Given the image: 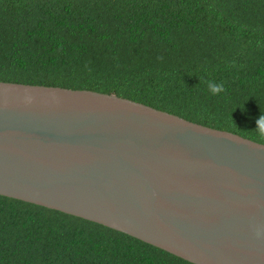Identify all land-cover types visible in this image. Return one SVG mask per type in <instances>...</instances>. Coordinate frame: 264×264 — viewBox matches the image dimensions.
I'll use <instances>...</instances> for the list:
<instances>
[{"label":"trees","instance_id":"16d2710c","mask_svg":"<svg viewBox=\"0 0 264 264\" xmlns=\"http://www.w3.org/2000/svg\"><path fill=\"white\" fill-rule=\"evenodd\" d=\"M0 82L113 95L264 144V0H0ZM0 264L192 263L0 196Z\"/></svg>","mask_w":264,"mask_h":264},{"label":"water","instance_id":"95a60500","mask_svg":"<svg viewBox=\"0 0 264 264\" xmlns=\"http://www.w3.org/2000/svg\"><path fill=\"white\" fill-rule=\"evenodd\" d=\"M0 196L192 264H264V144L117 96L0 82Z\"/></svg>","mask_w":264,"mask_h":264},{"label":"clouds","instance_id":"9594fccd","mask_svg":"<svg viewBox=\"0 0 264 264\" xmlns=\"http://www.w3.org/2000/svg\"><path fill=\"white\" fill-rule=\"evenodd\" d=\"M208 89L212 95H217L224 91V83L220 82L217 84L216 82H211L208 84ZM253 133L259 139H264V115H260V117L256 120V128L252 130Z\"/></svg>","mask_w":264,"mask_h":264}]
</instances>
